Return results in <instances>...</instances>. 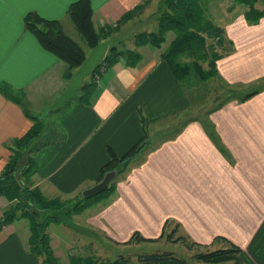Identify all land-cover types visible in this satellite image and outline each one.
Masks as SVG:
<instances>
[{"label":"crops","instance_id":"0c3cea01","mask_svg":"<svg viewBox=\"0 0 264 264\" xmlns=\"http://www.w3.org/2000/svg\"><path fill=\"white\" fill-rule=\"evenodd\" d=\"M74 1L4 0L0 7V84L24 95L22 106L0 93V174L11 155L9 146L33 125L24 113L26 108L43 125L35 141L31 182L47 198L81 195L96 185L108 160L107 147L122 155L142 137L143 128L185 112L189 106L187 93L160 58L168 44L161 49L138 48L142 59L136 66L127 67L119 61L104 72L89 103L81 100L83 87L93 81V70L111 47L131 51L136 46L134 34L125 37L127 48L123 47L125 39H105L98 44L106 46L93 67L84 65L91 52L86 48L84 63L65 77L67 65L39 45L25 29L24 17L34 11L43 18L60 20L74 38L67 16ZM90 1L97 29L114 25L124 13L148 2L142 14L125 23L116 36L156 10L153 0ZM234 7H227L228 16L221 24L213 21L229 43L217 61V71L229 85L261 89L243 102L231 100L210 113L209 120L227 155L217 149L202 121L192 120L175 136L159 140L142 164L117 181L112 195L76 216L77 227L83 221L111 246L132 247L133 243H124L133 233L157 239L165 221L171 220V228L179 224L175 237L185 236L201 245L224 237L242 249L247 264H264V18L256 25L247 24L243 17L246 10L234 12ZM139 111L146 120L144 127ZM9 205L0 196V218ZM57 226L67 229L66 234L75 231ZM52 228L55 225L47 232L60 258ZM29 234L26 219L1 229L0 264H41V259L29 252ZM162 242L177 244L161 239L133 245L153 247ZM67 250L68 257L80 254L71 243ZM95 253L96 248L79 256ZM62 256L63 262L70 264L67 256Z\"/></svg>","mask_w":264,"mask_h":264},{"label":"trees","instance_id":"16d2710c","mask_svg":"<svg viewBox=\"0 0 264 264\" xmlns=\"http://www.w3.org/2000/svg\"><path fill=\"white\" fill-rule=\"evenodd\" d=\"M209 0H160L156 7L157 28L153 31H144L134 36L136 48L149 46L154 49H161L168 33L173 34L166 49L160 54L161 60L167 64L173 76L181 84L192 104V89L198 85L204 86L209 82H217L221 93H226V98L220 97L221 101L214 109L207 113L205 120L201 119L207 135L213 141L217 149L227 155L225 148L219 141L209 115L213 110L220 108L228 101L236 100L243 102L249 97L257 94L261 87H249L235 85V88L246 90L239 97L233 85L227 84L217 71V61L223 56L222 53L210 52L208 40L210 37L218 36L221 40L223 30L215 25L209 16L205 3ZM234 4H244L247 9L243 14L247 24L256 25L264 18V0H233ZM260 3L261 7H257ZM148 5L143 2L130 11L124 13L118 21L112 25H105L96 28L93 22V10L90 0H76L67 9V16L78 36V39L88 48H95L98 44L107 39L112 33L117 32L125 23L140 15ZM232 9V8H231ZM24 26L37 40L39 45L47 52L56 56L67 65L65 77L70 76L72 69L82 65L86 59V52L81 43L69 36L64 30L60 20L46 19L38 13L31 11L24 17ZM142 59L137 50H119L114 46L109 49L108 54L95 67L92 73L93 81L83 87L81 100L89 103L96 84L100 82L103 74L111 66L123 61L127 67L136 66ZM98 77V78H97ZM264 79L261 80V83ZM207 90V89H206ZM219 91V92H220ZM225 91V92H224ZM0 93L7 99L23 106L24 95L22 91H14L8 84H0ZM220 93V94H221ZM201 91L195 96H200ZM24 108V107H23ZM25 115L33 121L31 128L20 138L13 141L9 150L11 155L4 170L0 174V196L5 197L9 207L4 210L0 218L1 229L19 219H26L29 225L28 246L29 252L41 259V264H60L59 258L50 243V236L47 229L50 225H65L74 227L73 216L81 214L93 204L101 201L115 192L116 183L119 179L136 165L144 162L146 154L155 147L149 144L146 130L143 128L142 137L133 144L125 153L117 155L111 147H107L108 160L101 167L96 184L101 182L108 173L115 172L114 178L110 181L107 189L102 194L85 200L81 195L73 198H47L41 191L33 186L31 178L34 174L33 154L37 150L36 139L43 130L42 123L24 108ZM141 124H146L139 111ZM192 120L191 118L182 121L179 126L170 134L175 136L182 128ZM167 135L165 138H167ZM171 220L163 224L161 235L157 239H146L135 232L124 244H138L141 242H156L164 239L168 242H182L184 246L193 250L192 247H199L205 251L195 253L192 259L206 264H247L243 259V251L224 237L217 236L209 245H201L191 241L185 236H176L179 224L173 228ZM225 245V249L209 250L214 245ZM70 264H189L187 260L178 258L172 252H143L133 255L119 254L112 261H105L96 256H71Z\"/></svg>","mask_w":264,"mask_h":264},{"label":"rangeland","instance_id":"374dc122","mask_svg":"<svg viewBox=\"0 0 264 264\" xmlns=\"http://www.w3.org/2000/svg\"><path fill=\"white\" fill-rule=\"evenodd\" d=\"M160 0H153V4L157 7ZM235 5L233 0H209L207 3H205V7L207 9V12L211 18H213V21L218 25L221 24L222 20L225 19L226 16H228V9L227 7L231 8V5ZM257 7H261L260 3L257 4ZM247 7L244 4H236L234 7V12H242L243 10H246ZM156 10L153 13V16L150 15L149 18L146 17L145 20L140 23H136L133 26L129 28H124L121 30L120 34L116 36L117 32L112 33L109 38L112 39L111 41H115L113 38H122L125 39L130 34L137 35L138 33L144 32V31H151L150 29L154 26L156 27L157 24L155 23L156 18ZM142 14V13H141ZM140 14V15H141ZM152 16V17H151ZM136 17V16H135ZM134 17V18H135ZM139 17V15H138ZM133 18V19H134ZM220 20V21H219ZM156 24V25H155ZM113 26V25H112ZM114 27V26H113ZM134 37V36H133ZM74 38H76L81 45L83 46L84 50L88 47L85 46L79 39L77 34H75ZM116 38V39H117ZM173 39V34L168 33L166 35V40L163 42L162 47H165L167 44L170 43V41ZM128 40H124L125 45L123 47H129L127 43ZM110 43V42H108ZM106 44L101 46H96L95 48H89L87 51H91L88 54V59L85 62V67H93V65L96 64L97 58L105 48ZM122 47V48H123ZM208 47L211 49L210 52H216V53H222L224 51H227L229 48V43L226 40H221V37L213 36L210 37V40H208ZM141 48V47H139ZM91 49V50H90ZM135 50L138 51V48ZM228 83V82H227ZM236 85L240 86L239 84L235 83ZM231 84V85H235ZM259 84V83H258ZM243 86V85H241ZM253 85H246L244 87H249ZM217 87H219V84L217 82H209L206 83L204 86L198 85L195 89H192V104H189L188 109L185 112H182L174 117L168 118L166 120L157 121L153 124H150L146 128V136L149 144H155L159 140L164 139L167 135L171 134L182 121L189 120L191 118H199L200 120L207 117V113L214 109L218 105V103L221 101L220 97L225 99L227 96L226 93H221L220 90L217 91ZM237 91L236 96L242 95V93L246 92L245 89L241 88H235V86H231ZM253 87H249L248 89H252ZM207 89V90H206ZM201 91L200 96H195L197 93ZM220 91V92H219ZM225 92V91H224ZM221 93V94H220ZM87 210V209H86ZM84 210L83 212H85ZM82 212V213H83ZM81 213V214H82ZM80 215V214H79ZM75 215L72 218V221L74 223V227H68L70 229H75V231H70L69 233H65L64 231L67 229L62 228L61 226L55 225V228H52V234L54 235L53 241L58 244V247L56 248V252L61 254V257L59 258L60 264H65L63 261L65 259L63 255L67 256L66 258L69 260L71 256H79L80 254H88L89 250L93 252V249L96 248V253L94 255L99 256L101 259H104L105 261H112L115 259L119 254L125 255V254H133L134 252H172L177 256L178 258H182L188 261L189 264H206L202 262H198L192 259V255L195 253L203 252L205 251L202 248L199 247H192L193 250L187 249L182 242H176V245L172 244H164L157 243L152 247L151 244L144 245L142 244L139 247L132 244V247L127 246H111L113 244H108V240L105 239L104 236L98 235L96 231L93 229L89 230L88 227L83 223V221L80 222V227H77L75 224L74 218L77 219ZM51 226V225H50ZM64 227H67L65 225H62ZM80 228V229H79ZM77 229V230H76ZM104 237V238H103ZM67 242V243H66ZM71 243L72 246L76 245V251L80 254H72L68 257V250L67 245ZM90 243V245H88ZM153 243V242H152ZM139 246V245H138ZM90 247L92 249H90ZM225 245H219L216 244L214 247L210 248L209 250L214 249H225ZM154 250V251H153ZM99 254V255H98ZM76 256V257H77ZM82 257V256H81ZM230 262L220 263V264H229Z\"/></svg>","mask_w":264,"mask_h":264},{"label":"water","instance_id":"95a60500","mask_svg":"<svg viewBox=\"0 0 264 264\" xmlns=\"http://www.w3.org/2000/svg\"><path fill=\"white\" fill-rule=\"evenodd\" d=\"M115 174V172L106 174L101 182L89 189L84 190L81 194L82 198L85 200H89L105 192L110 181L114 178Z\"/></svg>","mask_w":264,"mask_h":264},{"label":"snow or ice","instance_id":"6c2138e0","mask_svg":"<svg viewBox=\"0 0 264 264\" xmlns=\"http://www.w3.org/2000/svg\"><path fill=\"white\" fill-rule=\"evenodd\" d=\"M4 0H0V7L3 6ZM0 25H2V18H0Z\"/></svg>","mask_w":264,"mask_h":264},{"label":"bare ground","instance_id":"6f19581e","mask_svg":"<svg viewBox=\"0 0 264 264\" xmlns=\"http://www.w3.org/2000/svg\"><path fill=\"white\" fill-rule=\"evenodd\" d=\"M98 78V77H97Z\"/></svg>","mask_w":264,"mask_h":264}]
</instances>
